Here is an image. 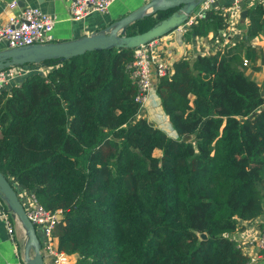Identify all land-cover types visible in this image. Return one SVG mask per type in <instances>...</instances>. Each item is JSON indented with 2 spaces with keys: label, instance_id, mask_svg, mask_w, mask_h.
<instances>
[{
  "label": "trees",
  "instance_id": "obj_1",
  "mask_svg": "<svg viewBox=\"0 0 264 264\" xmlns=\"http://www.w3.org/2000/svg\"><path fill=\"white\" fill-rule=\"evenodd\" d=\"M173 10L142 16L126 35ZM245 17L246 39L264 35L261 4ZM224 27L221 7L213 6L185 36ZM241 52L257 57L237 41L173 61L167 76L155 78L175 136L135 118L131 48L46 58L38 62L44 75L30 72L2 91L0 173L45 209L61 210L54 236L58 249L74 254L70 264L247 263L229 233L262 212L264 78L257 84L245 74Z\"/></svg>",
  "mask_w": 264,
  "mask_h": 264
},
{
  "label": "crops",
  "instance_id": "obj_2",
  "mask_svg": "<svg viewBox=\"0 0 264 264\" xmlns=\"http://www.w3.org/2000/svg\"><path fill=\"white\" fill-rule=\"evenodd\" d=\"M12 0H0V22L6 19L10 13L14 11L8 7V3ZM148 0H114L107 8L106 12H89L81 20L70 19L67 11L66 0H15L18 7L22 6H36L41 11L53 16L54 24L51 31L52 42H66L74 40L82 36L94 34L103 30L109 23L118 18L128 14L138 6L146 3ZM217 5L221 7L225 14V27L213 35L208 31L206 36L197 38L191 36L187 38L185 33L170 30L164 34L157 46V52L153 55V60L156 61L159 57L166 58L169 63L178 59L192 60L198 54L209 55L223 47H229L237 41L247 43L249 46L256 49L254 60L251 57L245 56L241 52L242 59L247 61L245 65V74L253 79L257 84H260L264 78V35L260 34L246 39L247 19L240 17V11L254 3H259L262 6L264 18V0H217ZM126 34V32H125ZM7 48L5 44L0 41V50ZM166 56V57H165ZM253 66L259 67L257 71L251 70ZM23 69H44L46 67L32 63L29 65H22ZM24 76V75H23ZM23 76L16 77L14 84H19ZM152 82H156L153 70H151ZM260 94L264 100V91L260 90ZM264 107V105H263ZM144 118L150 125L162 129L169 136H175L166 117L163 115L158 98L156 97L153 87L149 90L146 102L143 109L136 113L135 118ZM153 155L160 154L158 149L152 151ZM9 178V176H8ZM12 178L14 181L15 179ZM237 225L239 230H235L230 234V237H238L245 230L252 234H257L264 228V203L262 212L259 216L249 220H238ZM9 225L11 227V234H7L4 222L0 219V264H18L23 260L24 245L26 241L25 232L20 222L9 213ZM239 243L240 241L237 240ZM240 250L248 257H252L253 261L248 264H264V257H258L254 245L240 243ZM32 252L29 250V255Z\"/></svg>",
  "mask_w": 264,
  "mask_h": 264
},
{
  "label": "built area",
  "instance_id": "obj_3",
  "mask_svg": "<svg viewBox=\"0 0 264 264\" xmlns=\"http://www.w3.org/2000/svg\"><path fill=\"white\" fill-rule=\"evenodd\" d=\"M66 1L70 19L81 20L91 11L98 13L106 12L108 6L114 0ZM215 2L216 0H202L197 5V11L189 13L185 20L172 30L185 33L190 25L198 18H201L204 11L208 10ZM8 7L14 9V11L6 16L5 20L0 22V41H2L7 48L52 42L51 31L54 24L53 16L46 14L36 6L18 7L15 0L9 2ZM162 36L131 48L132 58L126 65V72L135 85L134 101L138 105L137 112L143 109L148 92L153 87L151 70H153L154 78L167 76L171 70V63H169L166 58L159 57L156 61L153 60V55L157 52V46ZM246 63L247 61L242 59L241 64L245 66ZM45 71L44 69H23L22 65L0 68V94L3 90L8 88V85L13 82L16 77L25 76L30 72H40L44 75ZM8 181L10 184L15 185L16 189L14 191L16 196L22 204L26 218L34 228L39 244L38 251L41 256L42 264H70L73 262L74 254H69L58 249L57 240L54 236V227L61 218V210L56 209L50 211L45 209L36 200L31 190L17 184L16 181L10 177ZM9 213V209L0 195V219L5 224L7 234L10 235L11 227L9 225ZM231 238L235 240L237 246L240 248V243L241 245L245 243L249 246L254 245L257 252H260L257 256L264 257V228L257 234H252L250 231L245 230L240 236ZM237 240H239L240 243ZM251 261H253V258L248 257L246 264ZM18 264H24V261L20 260Z\"/></svg>",
  "mask_w": 264,
  "mask_h": 264
},
{
  "label": "water",
  "instance_id": "obj_4",
  "mask_svg": "<svg viewBox=\"0 0 264 264\" xmlns=\"http://www.w3.org/2000/svg\"><path fill=\"white\" fill-rule=\"evenodd\" d=\"M202 0H148L128 14L109 23L94 34L66 42H49L46 44H30L16 48L0 50V68L23 65L25 63H38L46 58L67 59L71 56L82 54L84 51L106 48H133L151 39L160 37L181 23L191 12H196L197 5ZM217 5L213 3L211 6ZM174 9L167 17L159 20L150 28L132 35H126L125 29L133 21L147 14L157 11ZM245 10L240 11V17H244ZM184 140L187 136L183 137ZM0 195L4 199L7 208L20 222L25 232L24 264H42L38 251V240L34 228L26 218L21 202L16 196L8 179L0 173ZM29 250L32 252L29 255Z\"/></svg>",
  "mask_w": 264,
  "mask_h": 264
},
{
  "label": "rangeland",
  "instance_id": "obj_5",
  "mask_svg": "<svg viewBox=\"0 0 264 264\" xmlns=\"http://www.w3.org/2000/svg\"><path fill=\"white\" fill-rule=\"evenodd\" d=\"M136 118H137V117H136ZM172 136H173V135H172ZM154 156H159V154H158V155L155 154ZM9 212L12 213L10 210H9ZM12 214H13V213H12ZM13 216H14V215H13ZM14 217H15V216H14ZM15 218H16V217H15Z\"/></svg>",
  "mask_w": 264,
  "mask_h": 264
},
{
  "label": "clouds",
  "instance_id": "obj_6",
  "mask_svg": "<svg viewBox=\"0 0 264 264\" xmlns=\"http://www.w3.org/2000/svg\"><path fill=\"white\" fill-rule=\"evenodd\" d=\"M216 2H217V0H216ZM214 6V5H213ZM213 6H211V7H213ZM216 6V5H215ZM221 11H222V9H221ZM223 12V11H222ZM225 15V14H224Z\"/></svg>",
  "mask_w": 264,
  "mask_h": 264
}]
</instances>
